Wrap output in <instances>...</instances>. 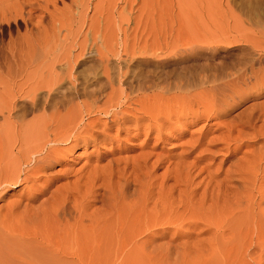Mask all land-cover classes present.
<instances>
[{
    "label": "rangeland",
    "instance_id": "1",
    "mask_svg": "<svg viewBox=\"0 0 264 264\" xmlns=\"http://www.w3.org/2000/svg\"><path fill=\"white\" fill-rule=\"evenodd\" d=\"M58 4L50 5L49 12L55 15L44 26L52 27L54 18L63 12L64 22L67 20L66 8L73 5L72 0H59ZM73 9L75 21L81 25L79 44L91 43L88 29L95 20L99 32L96 49L102 56L106 52L109 60L106 57L104 62L110 64L104 65L98 56L92 58L89 43L86 55L79 58L81 65H73L80 73L78 83L83 76L89 78L92 69L98 71V87L94 88L104 93L96 97L97 101L101 97L96 104L94 99L84 100L95 111L84 113L85 121L99 117L106 123L107 114L99 113L103 104L122 99L130 85L139 84L147 89L131 96L146 109L157 107V117L159 112L168 117L159 130H150L148 121L134 129L129 121L125 130L111 129L107 141L98 137L86 146L81 141L64 162L53 165L51 171L62 177L49 184V192L27 209L25 198L30 189L0 188V264H264V158L260 160L256 153L261 149L264 154V0H81L80 7ZM79 21L83 23L79 25ZM64 26L67 29L62 28L60 39L57 37L63 44L60 48L52 41L57 50L49 61L56 60L63 48L69 50L64 56L79 51L77 46L70 50L71 27ZM24 27L20 25V34ZM12 31L16 35L15 27ZM8 37L5 31L1 47ZM68 64L58 62L55 69L64 72ZM108 65L116 90L113 96L108 79L100 76ZM28 71L36 77L28 72L24 79L17 78L18 84H10L12 89L0 72V107L5 110L0 113L2 137L6 132L5 137L16 134L13 119L11 125L5 124L6 107L17 104L12 113L30 120L32 114L23 109L30 100L25 95L48 75L45 70ZM36 73L42 74L40 79ZM67 86L64 83L57 94L63 89L66 92ZM17 94L21 96L16 98ZM213 97L220 101L215 102L216 107L206 103ZM234 140L241 146L228 149L226 143ZM115 162L120 166L113 167ZM93 166L103 170L92 183L94 187L83 178ZM241 176H250L256 186L247 178V183L242 181ZM78 179L82 186L61 208L54 201L41 204L51 190ZM45 183L46 179L40 180L37 187L45 189Z\"/></svg>",
    "mask_w": 264,
    "mask_h": 264
},
{
    "label": "bare ground",
    "instance_id": "2",
    "mask_svg": "<svg viewBox=\"0 0 264 264\" xmlns=\"http://www.w3.org/2000/svg\"><path fill=\"white\" fill-rule=\"evenodd\" d=\"M0 1H2V0H0ZM58 1L59 0H6V2H4V3L0 2V41L3 42L2 37H4L5 31H8V35H9L8 41L6 43H3L2 47L0 46V72L3 73V75L5 74L3 77H5V79H7V82H9L8 84H9V86H11V89L13 86L10 84H13V85L18 84L16 82L17 78H20V77L23 78L22 76H25V74L28 75V72H29V75L32 74L28 70L32 69V72H34L33 70H36V71H41V70L44 71L45 70L48 73V75L43 74L44 76L42 77V79H40L42 74L39 76L37 74L38 73L37 72L36 74H37V76H39L40 80L37 77V79L39 80L38 83L36 82L37 84H35V86H34V84H33L34 82H31L32 83L31 85H33L34 88H31V90L28 91V92H30L28 94L25 92V94H27L25 96L29 95L26 98H28V99L30 98V100H28L26 102L24 100L26 107L23 109H27V111L25 113H28L30 115L32 114V116L30 117L31 119L27 120L25 118V115H22V117H20L19 114L18 115L16 114L17 116L14 115L13 114L14 112L12 113V111H14V109L16 108V106L18 107V105L16 104V106H15V104L11 103L9 107H6V108H8L7 109L8 114L6 113L8 115V117H7L8 121L6 119V116H4L5 117L4 119L6 120V122L5 121L4 122H5V124L7 122H8L7 124H9L10 123L9 120L13 119V121L11 120V122L14 125L15 130L12 128V126H10L11 127L10 129H11V132L14 130L16 132V134L14 133L15 134V136H14V134L12 132L11 134L14 137H11L12 136L11 134H9L10 137H9V135H7L8 137H5L6 136L5 134H7V132L5 131L6 132V133H4L5 138L0 135V188L2 189V187H6V186L17 188V187L23 186L26 191L28 189H30V192L27 191V194L25 193L27 196V198H25V199L28 202L25 205L26 209L29 207L30 203L35 201L40 195H43L44 193L49 192V187H48L49 184H52L55 180L60 179L62 177L61 176L62 174L59 175V173H57L56 171L55 172L51 171L53 168V165L55 166V164H60V163L64 162L65 157L66 156L68 157V153L72 152L74 147H77L78 145H80L81 141H84L85 146L87 144H94L98 137H100L101 140L107 141V135L111 129H113L115 127L117 132L120 130H125L124 124L126 122H129V121L133 122V124H134L133 128L134 129H140V124H143V122L148 121L150 130H155V129L159 130L160 125H162V123L165 122V119H167V117H168V116H162L161 112H159V115H158L159 117H157L159 110H157L156 114L154 112V110L157 109V107H155L153 111L151 109H149V107H148V109H146L147 106L145 108L143 103L134 99V96H131V95H133L135 93L139 94L141 92H144L147 89L146 87H144L145 86L144 84H139L141 86H137L135 84L136 87L133 85H130L128 87L129 88V90H127L128 93H126L125 97H123L122 99H117V100L114 99V101L113 100H107V102H105L103 104L104 108H103V110L99 111V113L107 114V118L109 121L106 120V123L102 124L101 118H99V117L96 118L95 120L90 119L88 121H85L84 113H85V115H91L95 112L92 107L87 108V105H86V102L88 101L87 99H91V100L94 99V102H95L94 104H96V102H99L100 98H101V97L98 98L99 101H97V99H96L97 96H100V93L102 92L101 89H100L101 92H99V91L95 90L97 88H94V86L98 87L97 84H98V79H99L98 78L99 72L92 69V71H90V73H91L90 77L86 79L85 76H83L84 79L81 77L83 79V82L79 81L80 83H78V80H80V78H78V75L80 76V73H79V71L78 72L74 71L75 68L73 65L76 66V64H79L81 62L79 60V58L80 57L82 58L83 55H86L84 53V51L88 50V49H86V48H88L86 46H87V44L89 45V43H90V41H89V43H87V41L85 40L86 45L84 42H83V44H79L78 39H80V38L77 39V37L79 35V31L81 30L80 29L81 28L80 23L83 21L82 19H84V17L81 18V20H82L81 22L79 21V25H80V27H79L78 23H76V21H75L74 12H76V11L73 9V7H75L76 9L79 8L81 5V0H72L73 5L72 6H70L71 4L68 5V7L69 6L70 7L66 8V9H68V10H66L68 12V14H66V16H65L67 19L65 22H64V15L65 14L62 11L63 13L60 15L59 18H57V19H55L56 17L54 18L53 25H51L52 27H50V25L48 27L43 25L45 23V21L47 19H49L50 17H53L52 15L55 13L54 12L51 15V13L49 12L50 5L55 7L56 4H58ZM61 4H63V3H61ZM64 6H66V5H64ZM61 7H62V5H61ZM57 8H58V6H57ZM57 8H55V9H57ZM59 9H61V8L59 7ZM58 11H60V10H58ZM36 12H41L40 13L41 16H36L35 15ZM69 14L71 17L69 16ZM258 14H260V13H258ZM36 18H38L39 20H36ZM86 18L84 19L85 21H86ZM93 21L94 22L91 21L92 22L91 27H90V29H88V31L91 30L89 32L90 33L89 35L91 36V43L89 46V54H91L92 58H95V56H98L99 61L104 62V58H106L108 55L104 56V55H106L105 54L106 52L102 53V54H104L103 55L104 57H103L101 55V51H98V49H96L97 39H98L97 35L99 32L97 31L98 29H97L95 20H93ZM21 24H23L25 26L24 27L25 32L23 34H20V31H19ZM84 24H85V22H84ZM64 25H69V27H71L69 30L70 32H72V36H71L72 41L70 42V50L76 48L75 46H77L79 49V51H78L79 53L76 52L77 53L76 55H72L71 54L72 51H70V55L64 56L63 52H65L68 49L63 51L65 49V48H63V50H61V52L59 51L60 55L57 54V56H56L57 58L54 57V59L56 58V60H53V57H51V59L53 61H49L50 60L49 57L52 56L51 53L54 54V51L57 50L56 45L59 44V41H60L59 40L60 37H58V33H60L62 28L63 29L65 28ZM14 27L17 31L16 35L12 31ZM75 27H77V29ZM65 29H67V28H65ZM74 29H76V30L74 31ZM69 34H71V33H69ZM80 34H82V32ZM67 37H69V36H67ZM71 37H69V38L71 39ZM57 39H58V42H57ZM52 41L56 42L57 44L55 43L52 45ZM62 44H63V41H62L61 45ZM61 45L59 46L60 48H61ZM66 47H67V45H66ZM76 50H77V48H76ZM59 52H57V53H59ZM68 52H69V50H68ZM109 54H111V53L109 52ZM99 55H101L102 57H100ZM108 57H107V59H108ZM94 61H96V60H94ZM99 61L97 60L96 63L98 64ZM52 62H55L56 64H58V62H59L61 65L66 64V63L67 64L69 63V64L64 67L65 70L61 69V70H64V72L60 71V73H59L58 71H56L57 68L55 69L56 64L54 65V63H52ZM72 62H74V63H72ZM82 63H85V62H82ZM45 64H47V67H44ZM99 64H102V66H103V63H99ZM107 64H109V63L107 62ZM107 64H105V62H104V65H107ZM79 65H81V64H79ZM91 65H93V64H91ZM109 65L104 67L105 69H103V72L100 74V76L103 74L104 78L106 77L108 79L107 82H109V85L111 88V90H110L111 95L113 96V93L116 90L114 89L113 84L111 82V72H110L111 69H109L110 68ZM50 66H51V68H50ZM95 67H96V65H95ZM76 73H77V75H75ZM261 76L263 77V75H261ZM3 77H2V79H3ZM31 77H33V74ZM35 77H33V78H35ZM123 77H125V76H123ZM46 79H47V81L45 82L44 80H46ZM66 80H67V82H66ZM112 80L114 82V79H112ZM262 81H264V80H262ZM4 82H5V80H4ZM64 83H68V86L66 87V92L63 89L59 94H57L58 89H60V88L62 89L64 86ZM2 84H3V82H2ZM23 84L25 85L24 81H23ZM23 84H21V85H23ZM28 84H29V82H28ZM122 84L123 83H121V85ZM21 85H19V90L23 91L22 90L23 87ZM99 85H101V84H99ZM103 85H105V83H103ZM142 85H144V86H142ZM7 86L8 85H6V87ZM26 86H27V84H26ZM146 86H149V85H146ZM20 87H22V89H20ZM105 87H107V85H105ZM119 87L121 88V86H119ZM148 88L150 89L151 87H148ZM14 89L15 88H13L12 91H14ZM89 89H91V90H89ZM97 90H99V88ZM102 90H104V89H102ZM105 90H107V89H105ZM21 91H19V93ZM103 92H105V91H103ZM14 93H16V90ZM124 93H125V91H121V94H124ZM102 94H104V93H101V96H103ZM19 95L17 94L16 98L19 97ZM43 95H45V96H43ZM105 95H107V94H105ZM109 95H110V93H109ZM11 97H12V95H11ZM4 100H6V98ZM84 100H86V102H84ZM154 100H155V98H154ZM12 101H13V97H12ZM133 101H134V103H129V105H127L128 102H133ZM158 101H157V103H158ZM5 102L7 104H9V102H7V101H5ZM10 102H11V99H10ZM215 102L218 104L220 101L216 100V98H214V97H213V99L208 98V100L206 101V103L208 105L213 106V107L217 106L215 104ZM132 104H134V106H132ZM221 104H223L222 101H221ZM93 106H95V105H93ZM148 106H150V104ZM156 106H158V104H156ZM1 108L2 107H0V113L2 111L3 112L5 111V110H2ZM83 108H84V110H83ZM111 108H115V109H111ZM158 108H159V106H158ZM152 113H154L156 116L152 115ZM208 115H209V113H208ZM98 121H100L101 124ZM7 124H6V126H7ZM99 124L102 125V127H99L98 126ZM10 125H11V123H10ZM7 128H9V126ZM7 128H3V129L5 130ZM10 129H8V130H10ZM128 130H129V128H128ZM0 131H2V130H0ZM2 135H3V133H2ZM101 140H99V142ZM232 145H235V148L238 149L241 146V142L234 140V141H232V143H226V146L228 149L231 148L230 146H232ZM78 148H79V146H78ZM255 151H257V150L255 149ZM260 151H261V149H260ZM260 151L258 149V151L256 153L259 152V154L261 155V157H259V158L261 160L262 158H264V156H263L264 154ZM262 151H263V149H262ZM249 153H251V151ZM256 153L254 152L253 156H254V154L256 155ZM260 155H258V156H260ZM254 157H256V159H257V156H254ZM260 160L259 161L254 160V161L257 163L258 162L261 163ZM238 161H240V160L238 159ZM113 162L114 161L111 160V165L113 164ZM237 163H239V162H237ZM252 163L253 162H250V165ZM117 164L118 163L115 162L113 167L116 168L115 165H117ZM240 164H242V163H239L238 165H240ZM253 165H254V163L252 164V166ZM23 166H25L26 168L24 167L25 168L24 169ZM108 166L109 165H107V167ZM234 166H235V164H234ZM240 166L242 167V165H240ZM247 166H249V165H247ZM252 166H251V168H252ZM255 166H257V165H255ZM255 166H254V168H258V170H259V167H261V166H259V167H255ZM254 168H252V169H254ZM234 169L235 168H233V170ZM244 169L245 168H243V171H244ZM102 171H100L99 168L97 169V166H93L92 168H89L88 175L83 177V178H86L85 184H88V182H90V184H92L93 182L95 183V181H97L99 179ZM236 171H237V169H236ZM252 171H250V173L253 175H254V173H255V175L259 174L258 172L256 173L255 170H254L255 171L254 173ZM64 172H65V170H64ZM60 173H63V172H60ZM248 173H249V171H248ZM263 173H264V171H263ZM242 174L244 175V172ZM111 176H113V175H111ZM229 176H231V175H229ZM255 177L257 179V176H255ZM245 178L250 180L249 183L252 182L250 176H248V177L245 176ZM245 178H243L242 181L247 183L248 180L246 181ZM43 179H46L45 189H40L37 187V185H38L37 183ZM253 179H255V178L253 177ZM257 180H256V182H257ZM253 182H254V180H253ZM253 184L255 185V183H253ZM253 184H251L252 187H255L256 185L253 186ZM260 184H258V185H260ZM63 185L64 184L60 185L59 187H57L53 191L51 190L50 197L45 198L44 199L45 201L42 200L41 204H45L46 202L50 203V202L54 201L57 204L58 208L59 207L61 208V206H63V204H65L66 200H68L69 195L73 194L74 190H76L78 192V187L82 186L80 179L72 182L71 184H68L65 186H63ZM248 185H250V184H247V186ZM262 185H263V183H262ZM92 186H93V184H92ZM92 186L89 185V188L92 189ZM247 186L245 185V187H247ZM261 187L262 186H260L259 190H261ZM258 188H259V186H258ZM250 189H251V186H250ZM252 189H255V188H252ZM246 190H248V188H246ZM251 190L246 191V192L250 193ZM89 191H92V190H89ZM94 191H96V190H94ZM64 192H65V194H64ZM259 192H261V191H259ZM89 193H91V192H89ZM249 193H248V195H249ZM74 199H76V198H74ZM249 200H250V198H249ZM253 202H254V200H253ZM51 206H53V203ZM42 207H44V205H42ZM53 209L54 208H52V210Z\"/></svg>",
    "mask_w": 264,
    "mask_h": 264
}]
</instances>
